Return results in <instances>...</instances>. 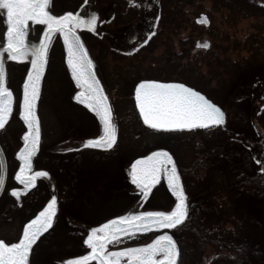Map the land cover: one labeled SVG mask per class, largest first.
Returning <instances> with one entry per match:
<instances>
[{
    "label": "rangeland",
    "instance_id": "374dc122",
    "mask_svg": "<svg viewBox=\"0 0 264 264\" xmlns=\"http://www.w3.org/2000/svg\"><path fill=\"white\" fill-rule=\"evenodd\" d=\"M83 1L68 0V7H62L61 0H49L47 10L60 16L62 11L76 10ZM119 1L121 4L118 0H88L81 14L86 18L97 15L96 31L77 29L111 101L116 143L111 149L87 144L88 139L103 135V125L75 100L82 89L71 74L67 50L57 32L50 42L41 79L37 102L41 141L32 167L33 172L47 169L50 175L17 198L11 189L24 188L15 175L22 164L18 152L24 145L23 134L28 130L20 111L31 60L5 59L7 87L15 101L9 120L0 128L9 164L6 197L0 206V239L19 242L27 221L56 195L54 224L33 245L29 264H67L91 251L84 241L92 227L103 229L104 222L131 218L133 212L139 215L171 210L175 197L164 175L148 199L131 183L130 175L136 158L167 150L185 186L188 211L196 197L209 199L212 194L220 207L226 204L228 208L229 218L219 225L232 227L234 233L236 227L244 228L240 247L229 244L232 263L264 264V164L257 163L264 161V0H186L182 16L189 20L180 21L173 35L166 28L170 15L162 13V4L165 7L168 0ZM203 13L211 21L209 27L196 22ZM43 27L47 25L29 23L30 46L39 44ZM0 32L2 47L7 42L3 13ZM149 32L154 33L150 38ZM134 38L138 42L132 44ZM145 39L147 44L142 43ZM206 39L211 42L208 49L195 47L197 41ZM131 49H137V54L128 57ZM143 79L178 81L195 87L226 112L225 124L185 132L147 127L138 117L134 98L135 86ZM56 174H60L59 180ZM182 228L174 227V233L181 235ZM172 229L119 234L107 249L140 247ZM213 255L212 247H205L200 264L222 263ZM93 259L87 263L99 264Z\"/></svg>",
    "mask_w": 264,
    "mask_h": 264
},
{
    "label": "snow or ice",
    "instance_id": "6c2138e0",
    "mask_svg": "<svg viewBox=\"0 0 264 264\" xmlns=\"http://www.w3.org/2000/svg\"><path fill=\"white\" fill-rule=\"evenodd\" d=\"M49 0H0V13L6 16L7 42L5 51L13 61H24L31 56V70L23 84V100L20 116L27 126L23 134L24 147L19 152L23 162L15 179L24 188L15 191L19 196L24 189H31L38 178L48 177L47 171H32L33 157L40 143V124L36 115L37 101L41 92V78L45 72L50 42L55 33L63 37L67 48V64L71 74L82 91L75 95V100L85 105L94 113L103 125V135L88 139L87 144L99 149H111L117 141V129L112 122V110L108 98L104 94L99 80L93 71V61L81 40L77 29L96 31L97 15L90 18L67 12L63 16H55L49 12ZM159 20V17H156ZM29 21L47 25L39 44L31 48L27 44ZM154 33L149 32L150 38ZM144 44L148 39L143 40ZM207 46V45H205ZM4 51H0V128L13 110V93L6 86ZM135 101L143 123L153 129H195L224 125L226 114L218 104L214 103L201 91L183 82H161L156 79H143L135 86ZM258 164L264 161L257 160ZM131 183L141 195L149 193L164 175L167 187L175 197V205L171 210L156 211L158 215L150 230L172 229L181 225L188 216V204L185 189L173 155L167 150L152 151L150 155L137 159L131 166ZM264 170V169H262ZM3 181L0 180V184ZM146 199V200H147ZM57 196L52 195L47 206L31 219L23 229V238L18 243H6L0 240V264H29L30 252L38 238L53 226L57 214ZM135 215V212L129 214ZM123 231L122 224H113L101 229L92 227L91 233L84 243L91 249L67 264H87L90 259H98L99 264H177L179 250L173 235L168 232L157 235L151 243L140 247H130L124 251H108V245L115 244Z\"/></svg>",
    "mask_w": 264,
    "mask_h": 264
},
{
    "label": "trees",
    "instance_id": "16d2710c",
    "mask_svg": "<svg viewBox=\"0 0 264 264\" xmlns=\"http://www.w3.org/2000/svg\"><path fill=\"white\" fill-rule=\"evenodd\" d=\"M67 1L68 0H61L62 7H68V5L65 4ZM187 3L188 2L186 0H168V4L165 7L162 4V13L164 12L166 16L170 15L167 19L166 27L169 34L173 35L176 33V30L180 25V21L186 22L189 20V18H186L184 15L182 16V7L188 5ZM174 11L177 12L174 13ZM189 42L192 44V39L189 38ZM170 51L171 49L169 52ZM58 175L60 174H56V178L59 180ZM3 196L0 199V206L1 203H3ZM208 197L211 200L207 199L206 196L202 198L196 197L193 200L190 210L188 211V216L181 224V226H183L181 235H179L178 232L175 234V230L173 231L175 234L173 235L179 247V259L177 264H200L203 259L205 247L207 246L212 247L214 260L220 259L222 261V263L218 262L219 260L213 261L211 264H226L227 261L234 264L232 263L233 261H231L233 253H228L230 251L233 252V250L229 247V244H236L232 245L234 248L238 243H240V241H242L241 238L244 237L243 235L245 233L244 228L242 226L236 227L237 230L234 233L232 227L227 228L220 226V221H226L229 218V213H227L228 208L226 207V204H221L220 207L219 202L216 201L217 197L213 196L212 198V194ZM200 199L204 201L200 202ZM12 206L13 205H11V207ZM207 209L210 210L208 211ZM218 210H220V212ZM216 224L219 225L218 228L216 227Z\"/></svg>",
    "mask_w": 264,
    "mask_h": 264
},
{
    "label": "water",
    "instance_id": "95a60500",
    "mask_svg": "<svg viewBox=\"0 0 264 264\" xmlns=\"http://www.w3.org/2000/svg\"><path fill=\"white\" fill-rule=\"evenodd\" d=\"M87 2H88V0H84V2L82 3V5L80 6V8L76 11V12H72L74 15H81L80 13H81V10H82V8L87 4ZM64 14H66V13H64ZM64 14H62V15H60V16H63ZM82 16V15H81ZM84 17V16H83ZM86 18V17H85ZM196 22L198 23V24H204V25H206V26H209L210 25V19H209V17L205 14V13H203V14H201L200 15V17H198L197 19H196ZM45 29V28H44ZM43 33H44V30L42 31V34H41V36L43 37ZM78 33V32H77ZM56 34V33H55ZM79 34V33H78ZM80 35V34H79ZM62 36V35H61ZM81 37V36H80ZM40 39H41V37H40ZM62 39H63V37H62ZM6 40H7V36H6ZM81 40H82V38H81ZM27 44H28V47L29 48H31V47H33V46H35V44H32V46H30L29 45V43H30V41L27 39ZM82 42H83V40H82ZM205 45H207V46H205ZM6 46V45H5ZM5 46L4 47H0V50H4L5 49ZM196 48H198V49H208L210 46H211V42H210V40H208V39H206V40H204V41H197L196 42ZM66 47V46H65ZM86 48V47H85ZM66 50H67V48H66ZM87 50V49H86ZM89 58H90V56H89ZM91 59V58H90ZM66 60H67V56H66ZM31 70V67H30V69H29V71ZM93 71L95 72V74H96V71H95V68H94V64H93ZM96 78L99 80V78H98V76H97V74H96ZM26 79H27V76H26ZM25 79V80H26ZM42 79V78H41ZM99 82H100V85H101V87H102V89L104 90V87H103V85H102V83H101V81L99 80ZM161 82H164V81H161ZM171 82H176V81H171ZM80 92V91H79ZM78 92V93H79ZM104 94L106 95V92H105V90H104ZM106 97H107V95H106ZM108 98V97H107ZM134 98H135V91H134ZM22 100H23V98H22ZM38 102V101H37ZM108 103H109V105H110V108H111V110H112V107H111V103H110V101H109V99H108ZM135 105H136V101H135ZM136 108H137V111H138V113H139V108H138V106L136 105ZM226 114V113H225ZM36 115H37V118H38V121H39V117H38V114H37V107H36ZM140 115V114H139ZM140 118H141V120H142V122H143V118H142V116L140 115ZM112 122H113V111H112ZM40 124V123H39ZM148 127H150L149 125H147ZM157 130H160V129H157ZM176 130H184V129H173V130H162V131H176ZM24 147V145L21 147V149ZM20 149V150H21ZM20 150H19V152H20ZM156 151H159V150H156ZM19 152H18V157H19ZM151 154V153H150ZM150 154H148V155H150ZM144 157V156H143ZM142 157H139V158H137V159H141ZM137 159H135L134 161H133V163L132 164H135L136 163V160ZM22 162V161H21ZM23 163V162H22ZM132 166V165H131ZM132 170V169H131ZM131 170H130V172H131ZM18 172H19V170H18ZM17 172V173H18ZM7 179H8V163H7V158H6V155H5V153H4V150H3V148H2V146H1V144H0V180H2L3 181V183L2 184H0V198H1V196H2V194H3V192H4V190H5V188H6V184H7ZM21 189V188H20ZM15 191H19V189H15ZM26 191V189H24V191L23 192H21V194L22 193H24ZM20 194V195H21ZM19 195V196H20ZM19 196H17V197H19ZM47 206V204L44 206V207H46ZM43 210V209H42ZM41 210V211H42ZM40 212V211H39ZM39 212H38V214H39ZM37 214V215H38ZM36 215V216H37ZM158 215V213L157 212H151V213H144V214H139V215H134L133 217H131V218H126V219H124V218H122V217H117V218H114V219H112L111 221H109V222H105L104 224H102V228L104 229V228H106V227H109V226H111V225H113V224H122L123 225V231H122V233L121 234H123V233H126V232H130V231H134V230H144V229H148V228H150V227H154V226H157V225H154V224H152V223H146V222H148V221H152V220H154L155 219V217ZM35 218V216L32 218V219H34ZM30 221V220H29ZM28 221V222H29ZM28 222L25 224V226L28 224ZM23 238V233H22V237H21V239ZM18 243V242H17Z\"/></svg>",
    "mask_w": 264,
    "mask_h": 264
},
{
    "label": "flooded vegetation",
    "instance_id": "af4514ba",
    "mask_svg": "<svg viewBox=\"0 0 264 264\" xmlns=\"http://www.w3.org/2000/svg\"><path fill=\"white\" fill-rule=\"evenodd\" d=\"M123 1V0H122ZM118 2H120L119 0H118ZM120 4H121V2H120ZM67 11H69V10H67ZM138 42V39H136V38H134V39H132V41H131V43L132 44H134V43H137ZM136 50L137 49H131L130 51H127L128 53L126 54V55H128V57H132V56H134V55H136L137 54V52H136ZM134 58V57H133ZM6 60H8V56H6V58H5ZM119 60H122V62L125 60V59H119ZM10 61V60H9ZM8 64H9V62H8ZM8 64H7V67H8ZM7 76H8V70H7ZM1 141V140H0ZM1 144H2V142H1ZM2 146H3V148H4V151L6 152L7 150H6V147L2 144ZM7 155V154H6ZM8 158V157H7ZM45 179H47V178H45ZM173 231H174V228L171 230V231H169V233L171 234V235H173ZM132 232H135V231H132ZM91 233V229L89 230V234ZM131 233V232H130ZM173 237H174V235H173ZM175 238V237H174ZM87 239V236L85 237V240ZM86 245V244H85ZM128 246V245H127ZM236 247H240V245L239 244H237V246ZM107 250H109V249H107ZM90 251H86L85 253H83L82 255H87L88 253H89ZM82 255H78L79 257L80 256H82ZM128 259L129 258H126V257H124L123 258V262H124V264H126V262L128 261ZM94 261H97L98 259H93ZM88 263H90V262H88ZM87 263V264H88Z\"/></svg>",
    "mask_w": 264,
    "mask_h": 264
},
{
    "label": "bare ground",
    "instance_id": "6f19581e",
    "mask_svg": "<svg viewBox=\"0 0 264 264\" xmlns=\"http://www.w3.org/2000/svg\"><path fill=\"white\" fill-rule=\"evenodd\" d=\"M3 40V32H0V42Z\"/></svg>",
    "mask_w": 264,
    "mask_h": 264
}]
</instances>
